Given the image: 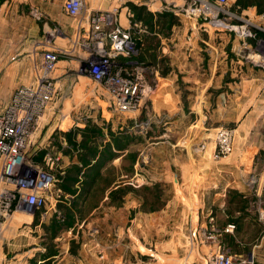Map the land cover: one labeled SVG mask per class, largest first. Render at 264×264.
I'll return each mask as SVG.
<instances>
[{"label": "crops", "instance_id": "0c3cea01", "mask_svg": "<svg viewBox=\"0 0 264 264\" xmlns=\"http://www.w3.org/2000/svg\"><path fill=\"white\" fill-rule=\"evenodd\" d=\"M63 1L0 0V113L16 88L35 85L44 50L72 49L80 38ZM86 1L93 10L115 5ZM227 10L238 19L194 24L170 14L163 23L153 16L161 38H139L131 70L147 90L135 115L116 113L108 95L80 73L83 50L74 48L58 63L56 97L28 156L38 167L57 159L63 175L43 209L15 212L0 224V264H165L139 256L148 252L147 243H133L134 231L151 216L134 210L142 200L133 187L142 184H172L177 208L173 202L170 215L178 222L187 218L172 227L174 254L168 258L210 264L223 247L235 261L251 256L253 264H264V219L258 216L264 198V0H229ZM126 12L122 7L118 16L124 25ZM156 82L160 88L153 93ZM218 127L233 128L235 135L232 154L215 162L212 134ZM146 148L154 152L153 171L134 162ZM164 151L177 152L167 166L158 156ZM182 154L198 159L182 161ZM164 202L163 212L170 207L169 199ZM228 225L235 226L231 232L224 231ZM104 229L108 245L101 240ZM188 237L195 241L191 247ZM100 246L108 248L103 262ZM170 246L157 249L164 256Z\"/></svg>", "mask_w": 264, "mask_h": 264}, {"label": "built area", "instance_id": "2783aa9c", "mask_svg": "<svg viewBox=\"0 0 264 264\" xmlns=\"http://www.w3.org/2000/svg\"><path fill=\"white\" fill-rule=\"evenodd\" d=\"M186 1L184 6L181 4ZM110 9H90L86 0H64L63 13L74 21L80 38L67 50L46 49L42 52L34 86L16 88L0 113V224L15 212L33 215L46 205L59 172L57 159L46 167L36 166L28 156L30 144L48 118L56 97L58 77L54 76L61 60L83 50L87 56L79 61V71L98 85L109 97L113 110L135 115L143 106L146 84L131 70L139 51V38H161L157 22L150 29L136 20L131 6L144 7L155 18L161 14L184 15L194 24L209 20L233 21L237 14L227 10L229 0H113ZM127 8V24L118 20L119 10ZM31 15L38 17L36 10ZM158 18V17H157ZM192 23V29H197ZM264 65V55L259 59ZM138 65V64H136ZM138 67V66H136ZM160 88L156 82L152 90ZM213 161L229 157L233 152V128L218 127L214 131ZM143 162V161H141ZM258 216L264 219V198L258 203ZM234 225L224 231L231 232ZM264 238V233L262 235ZM210 264H253L250 256L244 262L235 261L223 247H218Z\"/></svg>", "mask_w": 264, "mask_h": 264}, {"label": "rangeland", "instance_id": "374dc122", "mask_svg": "<svg viewBox=\"0 0 264 264\" xmlns=\"http://www.w3.org/2000/svg\"><path fill=\"white\" fill-rule=\"evenodd\" d=\"M29 11L31 12V10H29ZM163 21H164V18H163ZM212 135H213V139H214L215 138V134L213 133ZM232 141H234V137H233ZM215 142H214V144H215ZM150 150L151 149H147L146 148V149H143L142 151L138 152L137 155L134 156V162L135 163L139 162V163H141V165L143 167L148 168V169L149 168L151 169V167L153 168V166H151V163L153 161L154 152H153V150H151V151ZM158 154H159L158 155L159 156V160L165 162L166 163L165 166H167L168 164L172 163V158H174V155H177V152L176 153H172V152L164 151L161 154L160 153H158ZM213 155H214V153H213ZM226 158H228V157H226ZM179 159L182 160V161L184 159L193 160L194 161L195 159L197 160L198 158H196L195 155L194 156L187 155V157H184V155L182 154ZM199 159H201L200 156H199ZM141 160L143 162H141ZM154 161H155V159H154ZM128 162H130V161L128 160ZM150 171H153V169H151ZM170 171H171V169H170ZM171 172H170V174H168L169 177H171ZM175 182H177V181L175 180ZM141 186L135 185L133 187V194L136 197L135 199H138L137 201L142 200V203H140L139 209L137 207L135 208V206H137V205H135L134 206V208H135L134 210H136V212L138 214H139V212H141L143 214H150L151 216L147 217L146 220H145V218H143V220H142L143 224L141 222L139 224L140 226L136 229V231H134V238H133L134 246L137 247L139 245L138 242L141 241V242H143V244L147 243L146 245L148 247V252L145 251L144 253L143 252L141 253L140 251H138L139 256H141L143 258L148 257L149 259L152 260L153 263H156V262L160 263L161 260H164L165 264H170V263L171 264H182V261H180V260H175V259H172V258H168L169 256H172L174 254L172 252V249H171V246H170V244H172V236H171L172 235L171 234L172 233V227H175L178 224L179 225L182 224L184 226L185 225V221L187 219L186 216L182 215L180 220H179V222H178L176 216L173 217L172 215H170L172 213V210H173L172 209V205H173V202H174V198H172V195L174 194L173 192L175 191V190L173 191V189H172V184L159 185V187L161 189V196L162 197H160L158 199L160 201L156 202V203H153V202L157 201V200H153L151 197L150 198L148 197V199H147V197H145V195H144V192H142V188H144V187L146 189H153L154 187L153 186L149 187V186H146L144 184H142ZM153 192L157 193L156 189ZM175 197L179 198L178 196H175ZM163 199H166L165 201H168V199H169V201H170V207H169L170 209L169 208L168 209L164 208V209H166L165 212H163V210H162V206L166 203V202L162 203L164 201ZM176 200L177 199H175V202H174V206L175 207L177 206L176 205L177 204ZM138 203H136V204H138ZM181 203H182V201H181ZM181 208H182V206L180 205V213H182ZM155 213L157 215L154 216L153 214H155ZM135 216H137V214L133 213V218ZM137 221H139L138 218H136V223H137ZM93 222L96 223L97 220H93ZM93 225H95V224H93ZM163 225H166V227H168V229H166V234L164 236H163V233L161 231ZM163 232H165V231H163ZM181 235H182V237L184 236L183 233ZM100 236H101V240L108 245L109 240H110L109 239L108 230L104 229V232L102 231ZM162 243H165V244L168 243V245L170 246V251H171L170 252L167 248H165V251H164L165 255L164 256H162L164 254L163 251L160 248L157 249V245L162 244ZM194 243H195V241L191 237L187 238L186 246L191 247L192 244H194ZM99 249L100 250L97 251V256L101 257L102 262H103L104 261L103 258H105V256L108 255V250H107L108 248H107V246H102V247L100 246ZM137 250H139V248H137ZM175 254H177V253H175ZM131 255H133V257H134V253H132ZM136 255H138V254L136 253ZM176 256L177 255H175V257Z\"/></svg>", "mask_w": 264, "mask_h": 264}, {"label": "trees", "instance_id": "16d2710c", "mask_svg": "<svg viewBox=\"0 0 264 264\" xmlns=\"http://www.w3.org/2000/svg\"><path fill=\"white\" fill-rule=\"evenodd\" d=\"M131 8H132V10L134 11V13H135V11H136V13H135V16H136V20H143V22L151 29L152 28V26H153V15L152 14H150L149 12H146L145 14H143V15H141V11H140V8H136V7H134V6H131ZM158 18H157V20H158V22H159V19H161L162 18V22L163 23H165V19L167 18V21H169L170 20V18H172L171 17V15L170 14H167V13H164V14H161V15H159V16H157ZM163 18H164V21H163ZM156 189V191H157V193H155V192H153L154 190ZM160 191V192H159ZM142 192H144V195H145V197H147V199H148V197L150 198H152L153 200H157V201H154L153 203H156V202H159L160 200H158L160 197H162L161 196V189H160V187H155L154 189H152V190H150V189H146L145 187L144 188H142ZM164 201L166 200V199H163Z\"/></svg>", "mask_w": 264, "mask_h": 264}, {"label": "water", "instance_id": "95a60500", "mask_svg": "<svg viewBox=\"0 0 264 264\" xmlns=\"http://www.w3.org/2000/svg\"><path fill=\"white\" fill-rule=\"evenodd\" d=\"M171 264V263H170Z\"/></svg>", "mask_w": 264, "mask_h": 264}]
</instances>
